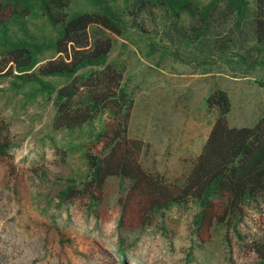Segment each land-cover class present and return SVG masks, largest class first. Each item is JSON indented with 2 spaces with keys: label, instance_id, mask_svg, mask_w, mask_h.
I'll return each mask as SVG.
<instances>
[{
  "label": "trees",
  "instance_id": "obj_1",
  "mask_svg": "<svg viewBox=\"0 0 264 264\" xmlns=\"http://www.w3.org/2000/svg\"><path fill=\"white\" fill-rule=\"evenodd\" d=\"M221 15L238 29L247 25L255 45L239 48L228 34L215 52L228 63L254 67L264 51V0H0V80L10 77V88L25 100L53 101L56 130L101 124L86 143L85 176L54 175L60 205H108L117 182L120 228H141L173 205L193 204L199 245L223 230L230 249L238 247L264 264V116L253 126H231L229 94L214 90L207 104L216 119L201 152L186 172L169 178L143 164L149 144L129 135L134 100L125 83L126 67L110 59L115 36L135 31L157 38L156 46L182 39L202 42ZM186 19L191 23L184 27ZM10 125L0 116V160L14 176L11 150L18 143ZM34 171L51 179L48 170ZM250 223L255 232L244 230Z\"/></svg>",
  "mask_w": 264,
  "mask_h": 264
},
{
  "label": "rangeland",
  "instance_id": "obj_2",
  "mask_svg": "<svg viewBox=\"0 0 264 264\" xmlns=\"http://www.w3.org/2000/svg\"><path fill=\"white\" fill-rule=\"evenodd\" d=\"M228 34L239 48L255 45L247 25L238 29L222 15L202 42L182 39L156 46L157 38L135 31L114 37L110 59L125 65V83L134 100L129 135L149 144L143 155L147 169L169 178L188 170L216 119L207 104L216 89L229 94L231 126H253L264 116V51L254 67L228 63L215 52ZM10 87V77L0 80V116L11 122L10 134L18 143L11 150L14 176L0 160V264H256L253 255L229 248L223 230L199 245L192 229L193 204L173 205L134 230L118 225L117 182H112L108 205H60L54 175L85 176L86 143L101 124L56 130L53 101L25 100ZM36 169L50 171L51 179L43 180ZM244 230L255 232L253 223Z\"/></svg>",
  "mask_w": 264,
  "mask_h": 264
}]
</instances>
